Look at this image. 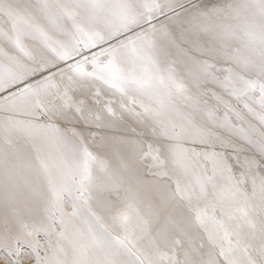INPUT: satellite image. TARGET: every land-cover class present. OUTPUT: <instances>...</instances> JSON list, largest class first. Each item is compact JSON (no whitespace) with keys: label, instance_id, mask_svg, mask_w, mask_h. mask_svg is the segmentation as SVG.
Instances as JSON below:
<instances>
[{"label":"snow or ice","instance_id":"obj_1","mask_svg":"<svg viewBox=\"0 0 264 264\" xmlns=\"http://www.w3.org/2000/svg\"><path fill=\"white\" fill-rule=\"evenodd\" d=\"M0 264H264V0H0Z\"/></svg>","mask_w":264,"mask_h":264}]
</instances>
